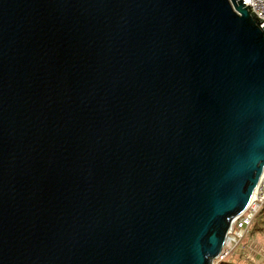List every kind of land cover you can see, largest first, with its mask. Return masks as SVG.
Returning <instances> with one entry per match:
<instances>
[{
  "label": "water",
  "instance_id": "water-1",
  "mask_svg": "<svg viewBox=\"0 0 264 264\" xmlns=\"http://www.w3.org/2000/svg\"><path fill=\"white\" fill-rule=\"evenodd\" d=\"M263 175L243 0H0V264H216Z\"/></svg>",
  "mask_w": 264,
  "mask_h": 264
},
{
  "label": "built area",
  "instance_id": "built-area-1",
  "mask_svg": "<svg viewBox=\"0 0 264 264\" xmlns=\"http://www.w3.org/2000/svg\"><path fill=\"white\" fill-rule=\"evenodd\" d=\"M247 6H252L253 11L264 22V0H243ZM264 207V175L259 183L253 201L247 210L240 215L232 224L227 242L216 260V264L228 261L234 256L236 249L242 240L250 232L256 217Z\"/></svg>",
  "mask_w": 264,
  "mask_h": 264
},
{
  "label": "rangeland",
  "instance_id": "rangeland-1",
  "mask_svg": "<svg viewBox=\"0 0 264 264\" xmlns=\"http://www.w3.org/2000/svg\"><path fill=\"white\" fill-rule=\"evenodd\" d=\"M242 250H245V256L247 258L250 257L251 262L264 264V233H254L251 228L250 232L246 235V237L236 249L234 257L231 258L233 260L238 259Z\"/></svg>",
  "mask_w": 264,
  "mask_h": 264
},
{
  "label": "trees",
  "instance_id": "trees-1",
  "mask_svg": "<svg viewBox=\"0 0 264 264\" xmlns=\"http://www.w3.org/2000/svg\"><path fill=\"white\" fill-rule=\"evenodd\" d=\"M252 231L255 233L257 232L258 234L264 233V207L260 214L256 217L253 225H252ZM242 252V251H241ZM242 255V256H241ZM240 257L238 259H230L228 261L219 263V264H259L256 262H251L250 257L245 256V252L241 253ZM234 257V256H233ZM263 264V263H260Z\"/></svg>",
  "mask_w": 264,
  "mask_h": 264
},
{
  "label": "crops",
  "instance_id": "crops-1",
  "mask_svg": "<svg viewBox=\"0 0 264 264\" xmlns=\"http://www.w3.org/2000/svg\"><path fill=\"white\" fill-rule=\"evenodd\" d=\"M245 252V250H242V252L241 253H244Z\"/></svg>",
  "mask_w": 264,
  "mask_h": 264
}]
</instances>
